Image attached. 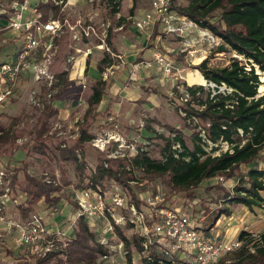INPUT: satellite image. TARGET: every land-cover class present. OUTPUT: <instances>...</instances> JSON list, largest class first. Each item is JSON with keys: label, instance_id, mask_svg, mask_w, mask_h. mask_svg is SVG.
<instances>
[{"label": "trees", "instance_id": "trees-1", "mask_svg": "<svg viewBox=\"0 0 264 264\" xmlns=\"http://www.w3.org/2000/svg\"><path fill=\"white\" fill-rule=\"evenodd\" d=\"M105 1L111 15L121 13L122 0ZM141 3V0H133L130 15L137 11ZM52 9H54L52 17L59 14V7L53 2L40 4L39 10L43 14V19H49V11ZM172 9L193 19L202 27L210 29L220 38L222 43L217 47V52L234 51L245 59L234 56L230 64L224 67H210V57L196 64L194 68L203 74H201L203 83L206 80L219 85L226 83L235 91L232 94L218 93L212 97V92L206 91L204 85L187 86L191 99L180 106L187 113L184 117L186 121L196 117L205 128L209 140L213 143L226 141L232 146L233 151L222 152L215 156L210 154L202 144L197 127L191 123L190 125L194 128L192 134L194 147L190 148L182 128L165 123L164 127L169 130L168 134L158 132L150 128L151 121H157L151 118L152 120L147 122L145 127L163 141L159 156H152L151 150L148 149L131 159L112 160L106 168L103 166L104 156L101 154L100 163L91 178L93 184L89 185L96 187V184H102L105 179H115L133 192L136 203L139 205L140 199L135 191L136 188L129 181L139 180L140 173L153 179L160 178L168 184L169 188L188 193L192 191L194 193V190L201 187L205 181L225 175L227 179L235 180L230 188L225 189L222 185L215 183L205 186L208 191L213 188L220 191L213 209L209 208L208 204L202 208V212H206V215L214 214L211 224L213 227L222 215L231 214V206L244 204L253 208L260 206L264 201L262 194L264 168L258 166L259 161L264 160L262 158L264 155V94H259V87L264 84V80H261L264 74V0H173ZM0 18L8 17L7 14L0 13ZM128 23L127 17L121 15L118 24H124V27H127ZM111 31L112 28L109 30L108 44H110ZM159 33L160 29L157 25L150 40L154 42ZM83 39L89 40V37ZM114 62L111 54L106 53L98 62L99 71L104 72L109 66L114 65ZM2 63L0 62V65ZM55 77L56 81L51 86L47 83L42 85L41 95L55 97L67 93V86L70 83L68 72L63 71ZM108 84L102 78L90 84V92L87 96L89 107L84 113V121L80 124V135L73 145L62 148L64 157L77 160L76 150L92 140L94 137L92 128L98 117L110 114L108 110L99 109ZM175 90L179 92L177 87ZM180 107L177 106L176 110L178 111ZM57 114L58 110L52 105L51 99L46 97L43 107L40 108L32 138L17 146L14 151L20 148H32L45 153L48 146L46 140L55 137L51 133V120ZM109 116L111 115L105 117L106 122ZM1 118L0 115V153L6 145H14L21 136L17 128L19 120L14 119L10 125H6ZM239 129L243 130V135L240 134ZM175 143H180L183 150L176 152L173 149ZM31 145L33 147H30ZM216 149L218 148H214ZM243 165L246 169L242 172ZM25 178L26 201L19 206L24 219H27L26 217H29L42 201L49 208L58 209L63 198L56 193L62 187L47 183L44 181V176L31 175L27 170H25ZM126 227H133V225L128 224ZM117 233L125 243L129 264H134L135 252L140 254V264H180L178 259L171 258L155 246L149 255L145 256L142 238L138 234L129 238L122 227H117ZM238 238L242 240V245L235 251L225 254L215 264H264V231L255 234L242 230ZM3 249L7 259L15 258L12 249L5 246ZM107 252L108 249L99 241L98 234L91 229L89 222L81 217L64 250L50 252L44 257H37L29 250L25 256L15 258L18 261L13 264H99L100 256ZM0 264L7 263L0 257Z\"/></svg>", "mask_w": 264, "mask_h": 264}, {"label": "built area", "instance_id": "built-area-1", "mask_svg": "<svg viewBox=\"0 0 264 264\" xmlns=\"http://www.w3.org/2000/svg\"><path fill=\"white\" fill-rule=\"evenodd\" d=\"M33 1L0 0V13L7 14L8 17L6 28L22 39L16 59L0 65V105L12 96L20 75L25 70L32 71L37 83L45 81L51 86L56 81L55 74L50 69L54 55V38L65 29L71 31L76 40L95 35L99 39L96 47L115 55L107 43L108 29L98 33L92 23H86L81 17L71 22L63 13L54 18L43 19L38 3L32 4ZM46 1L62 7V12L70 3V0ZM172 6L173 0H151L149 9L134 19L133 26L150 39L156 26L159 25L160 33L154 40L156 45L165 36H174L182 43L180 53H184L192 62L199 64L210 57L213 50L221 44V40L210 29L175 12ZM122 28L123 26H120L118 29ZM2 29L3 27L0 26V32ZM44 42L46 50L44 57L36 61L33 56ZM90 52L91 48L87 50V53ZM234 55L242 58L237 53ZM154 58L163 77H182V75L177 76L180 70L175 67V61L162 50L156 51ZM115 69L114 65L109 66L102 73V79L108 80L115 74ZM184 86H177L179 92L176 94L178 96L174 97V102L178 107L191 99L187 86L193 85ZM209 86L214 89L212 97L218 93L232 94L235 91L226 83L219 85L209 81ZM179 112L182 116H187L186 111L181 107ZM108 122L110 125L101 128L91 142L104 154V167L109 166L111 159H131L149 149L147 141L125 136L114 117L109 116ZM188 122L197 127L202 144L210 154L215 156L222 152L233 151L232 146L226 141L213 143L209 140L205 128L196 117L188 119ZM139 125L144 127V122L141 120ZM78 126H75V129H78ZM239 132L241 135L244 134L242 129H239ZM63 133L65 132L59 134ZM77 134L76 132L74 136ZM62 146L66 147L67 144L63 143ZM214 148L218 149L214 150ZM173 149L176 152L183 150L180 143L173 144ZM258 166L264 168V160H260ZM3 177L4 173L1 171L0 185H3ZM218 178L220 181H225L223 176ZM134 182L135 180L129 181V183ZM89 184H93L92 179L76 190L75 217L68 224L56 229L47 228L37 214H33L29 219L9 218L5 212L11 196L8 193L9 188H6L5 192L0 191V223L14 230L17 245L28 247L37 257L64 250L81 217L89 222L91 229L99 235V241L108 249L106 254L100 256L99 259L102 261L110 259L114 253L123 252L124 243L120 240L117 227L125 228L128 224H132L136 234L142 238L145 256H148L155 246L171 258L178 259L180 264H215L225 254L235 251L242 245V240L238 237L220 241L214 235L208 234L205 229L200 231L201 227L195 224L190 215L167 207L166 193L162 191V188L154 193L139 195L140 204L138 205L130 200V191L115 179H105L102 184H96V187Z\"/></svg>", "mask_w": 264, "mask_h": 264}, {"label": "rangeland", "instance_id": "rangeland-1", "mask_svg": "<svg viewBox=\"0 0 264 264\" xmlns=\"http://www.w3.org/2000/svg\"><path fill=\"white\" fill-rule=\"evenodd\" d=\"M84 1L85 3H83L82 5H77L76 9L74 10L70 9L69 11L65 9V11L63 12L65 16L69 17L71 22L73 21L75 22L79 17H81L83 20L86 21V23H92L97 29L98 33L107 29L109 32L110 28H112L111 31L112 38L118 43V46H120L125 41L123 35L131 37L129 35V34H133L131 32V29L127 27H124L125 29L123 30L118 29L120 27V25L118 24L119 17L118 15H111L109 13L107 9V3L105 0H93V1L84 0ZM141 1L142 3L140 4L139 8L133 15H130L131 14L130 9L133 5V0H122L121 2V14L127 17V20L129 21V26H133L134 19L137 16L141 15L142 12L146 11L150 7L151 0H141ZM3 23L1 26L3 28L5 27V29L7 30L8 29L6 28L7 22H5L4 25ZM6 30L2 29L0 33V62L15 60L17 57V53L20 50L22 44V43L18 44L19 42L15 41L14 39L11 40L12 38L11 35L7 34L2 36V32H5ZM119 31L122 33V35L116 34ZM2 38H7L8 43L4 44V42H2ZM56 38H54V41L56 40ZM72 38L73 36L71 37L69 33L61 37V40L59 42L57 41L58 50L59 48H63L66 55H72L74 51H72L70 44L72 43V41L76 40ZM89 38L92 39L93 41L92 43H94L96 47L97 43L99 42L98 41L99 39L95 35H92ZM76 41H82V40H76ZM133 41H134V45L128 47H130L131 50H134L135 53L140 51V49L142 50V53L147 51L148 53L150 51L153 52V55L151 56H148L147 53H145L144 55L145 58L142 57V59L144 60L143 62L141 61L142 62L141 65L142 64L146 65L147 67L153 68V70H155V74H154L155 78L153 81L152 88H156L157 91H155L154 94H151V98H153L152 100L154 105L153 109L151 110L158 112V115L156 113L155 117L158 118L159 121L157 123L153 121L155 123L152 124L151 117H148L149 115L145 112L147 116L142 115V121L144 122V127L146 126V124H148L147 122L151 121V125H149L151 129L155 128L154 130L158 132H165L166 134H168L169 130L166 129V127H164V124L165 123L173 124L184 130V133L186 134V138H187V143L190 146V148H193L194 141L192 134L194 128L192 125H190L188 120L186 121L184 119V116L181 115L179 110L178 111L176 110L177 106L175 105L174 97L178 96L176 95L178 91H176L175 89L177 86L185 87L184 86L185 84L204 85L206 91H211V92H213L214 89L211 86H209V81L206 80L203 83V79L201 76L202 73L198 69L194 68V66L197 63L192 62L184 53H180V48L182 47V43L178 38L170 35L165 36L158 45H156L155 43H151L150 41L149 43H147L145 39H141V41L133 39ZM162 47H164L165 50L167 51L163 50ZM43 48L44 47L42 46V49ZM96 50H100V52H104L103 49H99L97 47ZM158 50L160 51L162 50L164 53L168 55V57L172 58L175 61L174 63L175 67L180 70L177 76L182 75V77H178V78L163 77L162 73L158 69V65L154 58V53ZM216 50L217 48L214 49L210 55V59H209L210 67L227 66L228 64H230L231 58L235 56L234 51L217 52ZM45 51H46L45 48L42 51L43 53L38 49L36 51V54H34L33 59L36 61L41 60L44 57ZM53 52H55V49ZM240 59L245 60L243 57ZM70 64H71L70 61H68L66 69L71 68ZM54 67L55 66L51 64L50 69L53 74H54ZM67 72H69V70ZM258 72L261 74L259 70ZM261 80L262 81L264 80V74L261 76ZM45 83H46L45 81H41L40 83H37L34 79V75L31 70L23 71L15 87L14 93L7 101H5L0 106V115L2 116L1 121L6 125H10L14 119L19 120L17 122V128L19 130L18 133L21 135L14 145L12 146L6 145V147L0 153V172L2 171L4 173V177L2 179L3 185H0V191L5 192L6 188H9L8 193L14 199V203H13L14 206L10 208V211H12L13 214L16 213L19 214L17 207L25 203L26 201L25 188L27 185V181L25 178V170H27V172L30 173L31 175L44 176V181L47 183L62 187V189L56 194L61 195L64 201L67 200L70 203H75L76 190L79 188L78 186H81V184L82 185L85 184L84 182L92 178V176L95 174L97 166L100 163L99 156H101V154L104 156L103 153H101L98 149H96L92 145L91 143L92 140H91L84 147L77 148L76 150L77 160L64 157L62 153L63 151L62 148L65 147H63L62 144L66 143L67 144L66 148H67L76 142L77 138L80 135L81 123L78 126V122H79L78 121L77 124L75 125L78 126V129H75V126L70 127L66 125L65 122H63V120H59L58 116L52 118L51 120V125H52L51 133L55 137L46 140L48 146L47 149H45V153L40 152L39 150H34L32 148L30 149L20 148L17 151H14V149L17 146H20L28 142V140L32 138L33 131L37 123L38 116L40 114V108L43 107V101L46 97L51 99L49 95H41L40 92L41 87ZM79 90L80 91L82 90L84 95H86L88 89L87 87L84 86ZM259 94L260 95L264 94V84H262L259 87ZM77 110L80 111L82 114L84 112L83 106H79ZM104 115L105 118L107 115L110 114L107 113ZM81 118L82 119L80 120L82 122L83 117ZM161 119H164L165 122L161 121ZM109 125L110 123L105 121H102L101 123L100 122L95 123L92 128L94 136L98 133L99 130H101V128L107 127ZM137 126H138L137 128H143L140 127L139 124ZM125 129H126L125 125L120 126L121 132L124 131ZM139 130L142 136L140 140L147 141L149 143L148 148L151 150V155L154 157H158L159 150L163 146L162 145L163 141L160 138L155 137L153 131H151L147 127ZM61 132H65V133L59 134ZM76 132L78 134L74 136ZM140 145H144V143H140ZM30 147H33V145H31ZM28 150L29 153L27 154ZM262 158L264 159V155H262ZM112 160H118V159H111L109 161V164L112 163ZM79 164L81 166H79ZM241 169L242 172L245 171L246 166L243 165ZM139 176H140L139 180L134 179L135 182L130 183L131 185L134 186V188H136L135 191H137L138 196L139 195L141 196V194L144 195L146 193L149 194L154 193L159 188H162V191L166 193L165 200L167 207L171 209L173 208L178 209L182 213L190 215L195 221V224L201 227L200 231L209 228L214 218V214L206 215V212L205 213L202 212V208L204 207V205L208 204L209 208L213 209L216 205L218 194L220 193V191H218V189L216 188L215 189L213 188L211 191H208L205 186H207V184L215 183L222 185V187L225 189H228L231 187V184L235 182L234 179H227L226 176L224 175L223 177L225 181H220L219 178L217 177L213 180L205 181L201 187L194 190V193L193 191L188 193L186 191H177L169 188L168 184L160 178L153 179L150 176L145 175L144 173H140ZM193 194L194 196H192ZM130 200L136 202L133 192H130ZM17 203L18 205H16ZM46 205L47 204L44 201L39 203L36 206L35 211H33L32 214H30V216L26 218L27 219L32 218L33 214H37L41 218L45 216H49V219L51 218L50 221H54L56 218H61L59 216L62 215L61 210L64 209L65 204L62 205V209L53 211L54 213H46L44 211V208H46L44 206ZM244 208L243 206L238 207V209H240V212H242ZM244 212H245L244 214H246L247 211ZM8 213L9 210L6 208L5 214L8 215ZM74 215L75 214L72 211V207L70 206L69 208L66 209V213L63 214L64 218L60 220L64 219V221L66 220L68 224V220L70 221L71 219H73L75 217ZM248 219L254 223L256 228H258V231L264 229V223L260 224V221L263 220L260 217L250 216L248 217ZM124 231L129 238H132L136 234L135 229L132 227H125ZM1 238L2 237H0V257L4 261H6L7 264H13V260L7 259L6 255L4 254L5 251L3 249V246L5 245L2 244ZM120 240L123 241L121 238ZM19 248H22L26 254L29 253L28 247L20 246ZM140 262H141L140 254L135 252L133 255V263L140 264ZM99 264H129L128 255L126 254L125 243H124L123 252L114 253L110 257V259L107 260L102 261L99 259Z\"/></svg>", "mask_w": 264, "mask_h": 264}, {"label": "crops", "instance_id": "crops-1", "mask_svg": "<svg viewBox=\"0 0 264 264\" xmlns=\"http://www.w3.org/2000/svg\"><path fill=\"white\" fill-rule=\"evenodd\" d=\"M47 2L48 1L46 0H42V2L41 0H34L32 4L38 3V8H39L41 3H47ZM83 3H85L84 0L82 1L70 0V3L65 9H67L68 11L70 9L74 10L76 9L77 5H82ZM58 7L60 12L55 17L63 13L62 7L60 6ZM49 15H50L49 18H54L52 17L54 15V9L49 11ZM121 15H122L121 13H118L119 18ZM5 22H7V19H3V18L0 19V26L2 25V23L4 25ZM120 26H123L121 30L125 29L124 24ZM127 28L131 29V32L133 34H129L131 37L123 35V37L125 38L124 43L126 44L122 43L120 46H118V43L115 40H113L111 33L109 46L112 52L117 56L111 53L110 54L112 58L115 60L114 66L116 67V69H115V74H113L108 80H106L109 84L106 94L103 96V100L99 105V109L101 111L108 110V112H110V115L114 117L115 121H117L120 126L125 125L126 129L122 131V133L125 136L141 138L142 136L139 132L140 131L139 129H144L146 127L137 128L138 127L137 125L142 120V115L147 116L145 112L149 115L148 117L157 120L155 121L156 123L159 121L158 118L155 117L156 113L158 115V112L151 110L154 107L152 100L153 98H151V94H154V92L157 91L156 88H152L153 81L155 78L154 77L155 70H153V68L147 67L146 65L143 64L141 65V63L144 60L142 59V57H144L145 53H147L148 56H151L153 55V52L150 51L148 53L147 51L142 53V50L140 49V51L135 53L134 50H131L130 47L134 45L133 39L140 41L141 39H145L147 43H149V41L151 43L154 42H152L147 37V35L138 31L134 26H129V23ZM3 30H6L5 27ZM64 31L60 32L57 36H55V38L56 37L57 38L55 40L56 42L54 41L55 52L53 55L52 64L55 66L54 67L55 75L63 71L69 70L68 79L70 83L67 86L68 89L67 93L63 96L51 97V102L52 105L58 110V114H57L58 119L63 120V122H65L66 125L71 126L77 123L78 121H79L78 124L83 122L84 119L82 120V122L80 119H82L81 117L84 116V113L89 107L87 101V96L90 92L89 86L94 80L102 78L103 72L99 71L98 62L105 56L106 53L109 52L107 51L100 52V50H96L95 44L92 43L93 42L92 39L89 38V40L81 39L82 41H76V40L72 41L70 47L74 52L72 55H66L63 48H59L58 50V45H57V41L59 42L61 40V37L65 36V34L69 33V35L72 37L71 31H69L68 29L67 30L65 29ZM7 34L12 36L11 40L14 39L15 41L19 42L18 44L22 43L21 38L18 37L17 34L10 31L9 29H7L5 32H2V36ZM116 34L122 35L120 31L117 32ZM2 42H4V44L8 43V39L2 38ZM43 47L45 48V42L43 44ZM44 48L42 49L41 47L39 50L42 52ZM89 48H91V52L87 53L86 50H88ZM162 49L165 50L164 47H162ZM68 61H70L71 63L70 64L71 68L66 69ZM134 72L136 74H134ZM84 86L87 87L88 89L86 95H84L82 90L81 91L79 90ZM79 106H83L84 108L83 114L77 110ZM101 120L105 122L107 121V119L104 118V115H101L98 117L96 123L99 122L101 123L102 122ZM161 121H164V119H161ZM155 122H152V124ZM262 194L264 196V191H262ZM63 201L64 199L61 201L58 209L56 210L49 208L47 205L44 206L46 207L44 208V211L46 213H54L53 211L62 209V205L65 204L64 209L61 210L62 215L59 216L61 218H56L54 221H50L51 218L49 219V216H45L42 218V221L47 228L56 229L58 227L67 224L66 220L64 221V219L63 220L60 219L64 218L63 214L66 213V209L69 208L70 206L72 207V211L74 212L75 203H70L67 200H65L64 202ZM13 203H14V199L11 197L7 202V206H8L7 209L9 210L7 216L9 218L24 219L20 213L19 206L17 207L19 214L17 213L13 214L12 211H10V208L14 206ZM16 205H18V203ZM239 206H243V208L245 207L244 210H242V212H240V209H238ZM230 208H231L230 215H222L215 222L213 227L210 226L209 230L208 228L205 229V231L208 234L214 235L220 241H226L237 238L240 231L242 230L253 232L255 234L264 231V229L258 231V228H256L254 223L248 219V217L250 216H257L263 219L260 221V224L264 223V201L261 203L260 206H254L253 208H249L244 204H237L231 206ZM244 211H247L246 214H244L245 213ZM0 237H2L1 238L2 244H4L5 247L10 248L14 251L15 258L25 256L26 253L24 252V250L22 248H19L20 246L17 245L15 242L14 230L9 228L4 223H0ZM15 258L12 259L13 263L18 261V259Z\"/></svg>", "mask_w": 264, "mask_h": 264}, {"label": "water", "instance_id": "water-1", "mask_svg": "<svg viewBox=\"0 0 264 264\" xmlns=\"http://www.w3.org/2000/svg\"><path fill=\"white\" fill-rule=\"evenodd\" d=\"M205 78V77H204ZM206 80V79H205Z\"/></svg>", "mask_w": 264, "mask_h": 264}]
</instances>
